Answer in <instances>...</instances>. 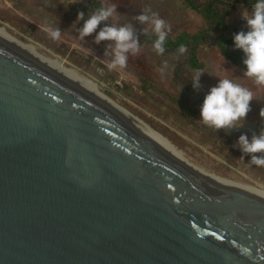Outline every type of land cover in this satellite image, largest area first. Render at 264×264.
Instances as JSON below:
<instances>
[{
  "label": "water",
  "instance_id": "95a60500",
  "mask_svg": "<svg viewBox=\"0 0 264 264\" xmlns=\"http://www.w3.org/2000/svg\"><path fill=\"white\" fill-rule=\"evenodd\" d=\"M0 264H264V192L0 35Z\"/></svg>",
  "mask_w": 264,
  "mask_h": 264
},
{
  "label": "rangeland",
  "instance_id": "374dc122",
  "mask_svg": "<svg viewBox=\"0 0 264 264\" xmlns=\"http://www.w3.org/2000/svg\"><path fill=\"white\" fill-rule=\"evenodd\" d=\"M174 1L88 0L96 6L116 5L117 12L105 23L118 26L131 24L139 37V52L128 54L124 68L112 70L107 67L112 57L104 54L109 42L96 44L95 33L80 39L78 29L82 27L83 21L69 22L53 17L44 8L26 0H0V26L16 39L35 45L39 53L57 58L65 66L74 68L95 82L100 92L161 134L192 163L224 180L243 182L264 191V170L255 167L249 159L242 160L231 152L226 142L200 120V107H191L183 96L176 75V57L182 56L184 62L190 49L183 45V52L180 49L177 52L165 49L163 54L157 52L152 41L147 39V36L154 35L151 32L152 26L141 24L135 19L143 12L149 15L152 12L158 13L166 25L170 26L167 37L171 39L181 32L196 33L208 25V19L201 11L192 10L183 0ZM196 1L202 6L206 4V0ZM221 9L226 12L225 19L229 26L237 24L242 28L238 16L244 6L237 4L230 14L227 13L229 8ZM99 27H103V23L97 31ZM49 28H59L60 38L52 39ZM212 32V36L217 35L214 30ZM223 34L229 36L231 31ZM208 43L206 40L196 48L197 60L202 65L200 70L204 71L200 78V90L208 91L219 78H228L246 88L255 87L253 100H264V85H256L246 77L243 74L245 67L226 61L222 56H212L217 52L216 46H208ZM185 69L181 71L180 81L192 83L190 76L197 69L186 66ZM242 161H246L247 165Z\"/></svg>",
  "mask_w": 264,
  "mask_h": 264
},
{
  "label": "clouds",
  "instance_id": "9594fccd",
  "mask_svg": "<svg viewBox=\"0 0 264 264\" xmlns=\"http://www.w3.org/2000/svg\"><path fill=\"white\" fill-rule=\"evenodd\" d=\"M150 11V10H148ZM117 12L116 5L101 6L95 9L85 19V12L77 14L76 21H83L78 29L80 39H84L95 33L94 42H109L105 49V55H111L112 59L107 64L109 70L117 67L124 68L127 64L129 53H138L140 50L139 37L131 24L115 25L108 22L110 17ZM135 19L141 24H150L151 32L155 38L152 42L155 50L164 53V44L167 39L170 26L159 17L158 13L148 12L138 14ZM242 19L245 21L246 30H240L233 34L234 48L242 50L244 75L254 81L256 85H264V0H255L251 11H242ZM52 39H59V28L48 29ZM148 34L147 32H145ZM110 50V51H109ZM185 51L184 48L180 49ZM204 71L196 70L190 76L192 87L198 91L201 88L200 78ZM253 93L248 88L233 82L228 78H219L218 82L211 86L204 95L200 105V120L208 127L219 129H233L244 125L248 113L251 111L250 102ZM259 116L264 120V107L259 110ZM241 152L250 156V162L256 166H264V128L251 138L246 133H241L236 141Z\"/></svg>",
  "mask_w": 264,
  "mask_h": 264
},
{
  "label": "trees",
  "instance_id": "16d2710c",
  "mask_svg": "<svg viewBox=\"0 0 264 264\" xmlns=\"http://www.w3.org/2000/svg\"><path fill=\"white\" fill-rule=\"evenodd\" d=\"M183 1L192 10L201 11V13L208 19V28L200 29L196 33L181 32L174 39L167 37L164 48L171 50L183 45H190L189 62L192 67L200 70L202 65L198 62L196 53V48L199 44V40L205 39L210 35V31L212 30V28L217 27L218 30L215 40L221 53H223L225 57L231 62L237 63L241 67H245L242 62L243 52L239 49L233 48V39L227 38L223 34L226 30L230 29V26L225 19L226 12H222L221 8H229L230 11L227 13L230 14L237 4H248L255 2V0H206V4L204 6H202L201 4H197L199 2H197L196 0ZM226 10L227 9H225V11ZM242 29L246 30L245 24L242 25ZM153 38H155L154 35Z\"/></svg>",
  "mask_w": 264,
  "mask_h": 264
},
{
  "label": "flooded vegetation",
  "instance_id": "af4514ba",
  "mask_svg": "<svg viewBox=\"0 0 264 264\" xmlns=\"http://www.w3.org/2000/svg\"><path fill=\"white\" fill-rule=\"evenodd\" d=\"M81 3H76L73 0H69L66 3V6L69 8V10L71 8L77 10L78 11H83L85 12V15H90L95 9L101 7L100 5L96 6V5H91L90 2H88V0H86L87 2H83L82 0H80ZM103 26L105 22H102ZM189 57L187 59L184 58V62H183V57L182 56H177L176 60V68H177V79L178 81L181 83V88H182V93L183 96L185 97V99L188 100V104L193 107V108H197L200 107V105L203 102L204 99V95L207 91H195L192 88V83H182L180 80V76H181V71L182 70H186L185 69V64L187 62V60L189 61ZM189 65L191 66L190 62ZM192 67V66H191ZM194 68V67H192ZM190 82V81H189ZM253 88H248L249 90H251L253 93L255 91ZM251 104V111L248 113L247 117H246V121H242L241 123H244V125L242 127L239 128H233V129H219V130H214L212 128H210L212 131H215L218 136L222 139V141H225L226 144L228 145L229 149L231 150V152L235 153L239 158H241L242 160H250V156L247 154H244L241 152L240 148L237 146L236 141L239 137V135L241 133H246L249 138H251V136L253 134H258L261 130V128H264V120H262L259 116V110L261 107H264V100H252L250 102ZM252 126V127H251ZM241 128H245L244 130H242ZM237 161H239L237 159ZM242 163L244 165H247L246 161H242ZM261 170H264V166H256Z\"/></svg>",
  "mask_w": 264,
  "mask_h": 264
},
{
  "label": "bare ground",
  "instance_id": "6f19581e",
  "mask_svg": "<svg viewBox=\"0 0 264 264\" xmlns=\"http://www.w3.org/2000/svg\"><path fill=\"white\" fill-rule=\"evenodd\" d=\"M0 35H2L3 37L11 40L12 42L18 44L19 46L25 48L26 50L30 51L31 53L35 54L36 56L40 57L41 59L45 60L46 62L50 63L51 65H53L54 67L58 68L59 70H61L62 72L66 73L67 75L71 76L72 78H74L75 80H77L78 82H80L81 84H83L84 86H86L87 88H89L91 91H93L94 93H96L98 96H100L102 99H104L105 101H107L109 104H111L112 106H114L116 109H118L119 111H121L124 115H126L127 117H129L131 120H133L135 123H137L139 126H141L143 129H145L147 132H149L152 136H154L158 141H160L165 147H167L172 153H174L177 157H179L182 161H184L187 165H189L192 169H194L196 172H198L199 174L215 181L218 182L220 184H223L225 186L228 187H232V188H237L238 189V184H243L249 187H252L254 189L263 191L261 189L255 188L253 186H250L246 183L243 182H237V181H228V180H224L222 178H220L218 175L192 163L191 161H189L181 151L177 150L174 146H172L161 134H159L158 132H156L155 130H153L150 126H148L147 124H145L143 121H141L140 119H138L136 116L132 115L130 112H128L126 109H124L123 107L119 106L118 104H116L115 102H113L110 98H108L107 96H105L102 92L99 91L97 84L91 80H89L88 78H86L84 75H82L81 73H79L77 70H75L74 68L71 67H67L65 66L63 63H61L57 58H52V57H47L41 53H39L36 50V46L33 45L32 43H27V42H22L18 39H16L15 37H13L12 35H10L6 29L2 26H0ZM230 180V179H229ZM264 192V191H263Z\"/></svg>",
  "mask_w": 264,
  "mask_h": 264
},
{
  "label": "crops",
  "instance_id": "0c3cea01",
  "mask_svg": "<svg viewBox=\"0 0 264 264\" xmlns=\"http://www.w3.org/2000/svg\"><path fill=\"white\" fill-rule=\"evenodd\" d=\"M26 1H28L32 5H38L39 7L44 8V10L46 12H49V13L53 14V17L55 16V17H59V18H62V19H66L69 22H74V20H76L78 12H80V11H78V9L75 10L73 8H71L69 10V8L66 6V3L69 0H26ZM73 1L76 2V3H81L80 0H73ZM82 1L84 2V0H82ZM85 19H87L86 15H85ZM206 28H208V25L203 27V28H201V29H206ZM212 30H214V32L217 34L218 28H214ZM212 30L210 31V35L209 36H207L205 39H200L199 40V44L198 45H202L204 41L208 40L209 41V43L207 44L208 46H210V45L216 46V51L217 52L214 53V55H212V56H222L226 61L231 62L229 59L225 58V55L223 53H221V51H220V49H219V47H218V45L216 43V40H215L217 35L216 36H212V33H213ZM229 30L231 31V34L229 36L228 35H225V36L227 38H232L233 39V34L238 32V31H240V30H242V28H241V26H238L236 24V25H230V29L226 30L225 32H227ZM215 33H214V35H215ZM211 38H212V40H211ZM232 47L234 48V42L232 44ZM205 51H207V49H205ZM240 51H242V50H240ZM207 54L209 55V53H207Z\"/></svg>",
  "mask_w": 264,
  "mask_h": 264
},
{
  "label": "built area",
  "instance_id": "2783aa9c",
  "mask_svg": "<svg viewBox=\"0 0 264 264\" xmlns=\"http://www.w3.org/2000/svg\"><path fill=\"white\" fill-rule=\"evenodd\" d=\"M254 3H255V2L248 3V4H239V5L244 6V10L251 11V7H252V5H253ZM244 10L242 9V11H244ZM242 11L239 13L238 21L241 22L242 24H245V21L242 19Z\"/></svg>",
  "mask_w": 264,
  "mask_h": 264
}]
</instances>
